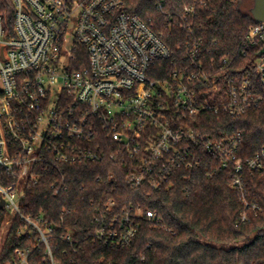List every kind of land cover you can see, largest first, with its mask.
Segmentation results:
<instances>
[{"label":"built area","instance_id":"built-area-1","mask_svg":"<svg viewBox=\"0 0 264 264\" xmlns=\"http://www.w3.org/2000/svg\"><path fill=\"white\" fill-rule=\"evenodd\" d=\"M188 16L194 7L184 10ZM185 20L182 28L190 30ZM201 44H189L183 59L172 61L161 36L122 0H0V210L10 213L7 225L17 219L30 228L49 264L52 229L24 215L22 202L50 173L59 195L67 166L107 160L123 167L128 188L159 192L179 172L197 169L204 153L218 171H230L242 208L238 222L261 212L245 180L264 181V150L241 159L242 133L212 136L190 125L207 115L239 119L264 99L257 89V81L264 88V23L242 40L244 56L259 51L242 74L231 75L226 60H207ZM161 62L170 69L154 68ZM114 208L112 199L103 204L95 238L119 248L134 239L143 212L113 214ZM145 216L159 222L155 212ZM30 254L17 249L3 264H29Z\"/></svg>","mask_w":264,"mask_h":264},{"label":"trees","instance_id":"trees-1","mask_svg":"<svg viewBox=\"0 0 264 264\" xmlns=\"http://www.w3.org/2000/svg\"><path fill=\"white\" fill-rule=\"evenodd\" d=\"M125 10L137 16L160 35L181 61L188 45L202 41L210 52L207 60L230 64L231 75L242 74L259 51L243 55L242 40L258 24L247 0H122ZM194 7V16L184 19V10ZM188 22L190 30L182 28ZM191 21L193 23L192 33ZM154 68L170 69V62ZM257 89L264 98V88ZM197 133L231 137L242 133L241 159L253 158L264 150V99L239 119L225 115L202 116L191 122ZM202 162L190 173L179 172L171 188L159 192L131 189L124 184V169L107 160L67 166L63 169L65 188L53 196L54 173L27 191L22 212L33 220L43 219L52 229L48 241L55 264H264V181L260 176H246L248 199L261 212L248 223L238 222L241 204L229 187L230 171H218L216 161L202 154ZM115 201L113 214L130 209L143 212L137 219L138 229L130 244L111 248L95 238L101 226L102 207ZM155 212L159 222L148 220L145 212ZM7 221L0 210V231ZM30 228L14 219L0 249V264L13 252L30 250L29 264H49L45 248L37 245L38 237ZM19 231L24 234L18 235ZM70 235V241L62 240Z\"/></svg>","mask_w":264,"mask_h":264},{"label":"water","instance_id":"water-1","mask_svg":"<svg viewBox=\"0 0 264 264\" xmlns=\"http://www.w3.org/2000/svg\"><path fill=\"white\" fill-rule=\"evenodd\" d=\"M251 14L257 23H264V0H253ZM262 54H264V52L260 55Z\"/></svg>","mask_w":264,"mask_h":264},{"label":"rangeland","instance_id":"rangeland-1","mask_svg":"<svg viewBox=\"0 0 264 264\" xmlns=\"http://www.w3.org/2000/svg\"><path fill=\"white\" fill-rule=\"evenodd\" d=\"M252 7H253V0H247V2L243 7V11L246 12L247 10H250ZM9 219H10V213L7 214V220ZM8 227L9 225H7V223L5 222L0 231V249L7 234Z\"/></svg>","mask_w":264,"mask_h":264}]
</instances>
